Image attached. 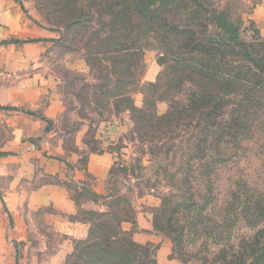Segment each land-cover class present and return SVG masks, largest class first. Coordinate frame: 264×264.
<instances>
[{
    "label": "rangeland",
    "instance_id": "rangeland-1",
    "mask_svg": "<svg viewBox=\"0 0 264 264\" xmlns=\"http://www.w3.org/2000/svg\"><path fill=\"white\" fill-rule=\"evenodd\" d=\"M17 1L49 30L34 68L61 103L55 125L64 148H97L99 126L126 115L133 155L115 169L105 196L74 188L65 209L34 212L16 264H158L156 247L133 238L142 208L178 264H264V39L250 21L256 0H161L147 14L137 0ZM191 37L204 49L193 51ZM192 95L225 104L210 120L220 153L202 143L211 135L205 116L187 111ZM172 108L180 116L164 120ZM8 137L0 123V149Z\"/></svg>",
    "mask_w": 264,
    "mask_h": 264
},
{
    "label": "crops",
    "instance_id": "crops-1",
    "mask_svg": "<svg viewBox=\"0 0 264 264\" xmlns=\"http://www.w3.org/2000/svg\"><path fill=\"white\" fill-rule=\"evenodd\" d=\"M250 21L264 39V0H256ZM48 34L19 1L0 0V123L9 136L0 149V264H16L34 212L65 209L74 188L105 196L115 169L133 155L126 115L99 126L97 148H64L55 125L61 103L34 68ZM144 209L137 211L134 240L154 245L158 264H178L168 240L149 231Z\"/></svg>",
    "mask_w": 264,
    "mask_h": 264
},
{
    "label": "trees",
    "instance_id": "trees-1",
    "mask_svg": "<svg viewBox=\"0 0 264 264\" xmlns=\"http://www.w3.org/2000/svg\"><path fill=\"white\" fill-rule=\"evenodd\" d=\"M160 1L161 0H137V3L139 5V7H141V3H142L143 10H145L146 11V14H147V13H149V7L151 5L159 4ZM21 7H22V10H24L22 4H21ZM124 9L125 8L120 7L119 16L116 15V18L118 19L119 22L122 21V16L120 14L126 12V10L123 12ZM145 18H146V20L148 22H149V19H151V18H147V15H146ZM180 33H186V32L185 31H180ZM193 36H195V35L193 34ZM192 39L193 38L191 37V39H190V45H191V48H192L193 51L196 48L204 49V48H202L201 45H198L197 46L196 43L192 42ZM220 44H221V42L219 44H217V42L214 43L215 47H217V50H218V47L220 46ZM214 49H216V48H214ZM194 71L201 72V69H194ZM213 76L218 78L220 75L214 74ZM229 85H230L229 81H226L225 80V82H224V88L225 89L229 88L230 87ZM223 94L226 95V96H229L230 95L229 92H224ZM194 98H195V96L192 95V98L191 99H194ZM215 99H216V97L215 98H209L208 99L205 96L200 95L199 97H197V99H194L193 101L191 100V102H189V106H188V110L187 111H196V113L198 115L205 116L206 123H207L206 124L207 125V132L211 136L209 137V139L203 140L202 143H207L208 146L215 147V149L218 151V153H220L221 147H220V144H219V141H218L219 135L216 132H214V134H212L213 133L212 131L214 130V127L215 126H214V122H212L210 120L212 119V117L216 119L217 117L221 116L220 108H223L225 106V104H223L222 102L221 103L219 102V103L215 104L214 103L215 102ZM198 105H199V108H198ZM203 105H206L205 108H201V107H203ZM176 106H178V105H176ZM131 108L132 109H135L136 111L139 110V109L135 108L132 105H131ZM179 116H180L179 110H177V108L176 109L172 108V111L168 112V114H166L163 119L164 120H168L169 118L174 119L175 117H179ZM230 132L231 133H227V136H229L232 141H235V139L232 138L231 135H233V137H234V133L236 131L235 130H231ZM205 158L206 157H203V159H205ZM207 171H209V169H207ZM109 242H111V244H112V241H109ZM111 253L112 254H110V256L112 258L118 259V258L121 257V253L116 252L115 250H113V252H111ZM260 258H264V255H260ZM149 264H156V263L154 261H151Z\"/></svg>",
    "mask_w": 264,
    "mask_h": 264
}]
</instances>
